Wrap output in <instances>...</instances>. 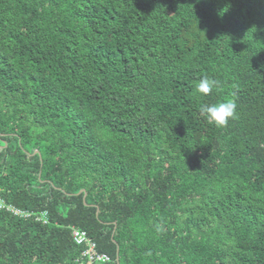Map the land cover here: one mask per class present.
<instances>
[{
    "label": "trees",
    "instance_id": "trees-1",
    "mask_svg": "<svg viewBox=\"0 0 264 264\" xmlns=\"http://www.w3.org/2000/svg\"><path fill=\"white\" fill-rule=\"evenodd\" d=\"M92 261L264 264V0H0V264Z\"/></svg>",
    "mask_w": 264,
    "mask_h": 264
},
{
    "label": "clouds",
    "instance_id": "clouds-1",
    "mask_svg": "<svg viewBox=\"0 0 264 264\" xmlns=\"http://www.w3.org/2000/svg\"><path fill=\"white\" fill-rule=\"evenodd\" d=\"M217 82L207 77L202 78L195 86V91L201 95H209L213 88L216 87ZM237 104L235 99H226L218 103L211 105L202 104L200 106V112L206 116L207 122L215 127H226L230 119H234L236 116ZM81 192H85L82 190ZM87 196V193H86ZM86 232L79 228L73 230V236L75 241L76 231ZM78 243V242H77Z\"/></svg>",
    "mask_w": 264,
    "mask_h": 264
},
{
    "label": "built area",
    "instance_id": "built-area-1",
    "mask_svg": "<svg viewBox=\"0 0 264 264\" xmlns=\"http://www.w3.org/2000/svg\"><path fill=\"white\" fill-rule=\"evenodd\" d=\"M75 238L79 244H83L88 240V234L78 230L75 232ZM81 264H94V261L88 263L82 262Z\"/></svg>",
    "mask_w": 264,
    "mask_h": 264
}]
</instances>
